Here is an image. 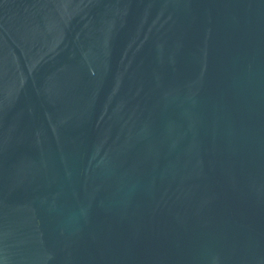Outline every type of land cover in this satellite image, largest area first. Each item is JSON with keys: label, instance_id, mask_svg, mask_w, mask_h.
I'll return each mask as SVG.
<instances>
[{"label": "water", "instance_id": "water-1", "mask_svg": "<svg viewBox=\"0 0 264 264\" xmlns=\"http://www.w3.org/2000/svg\"><path fill=\"white\" fill-rule=\"evenodd\" d=\"M0 264H264V0H0Z\"/></svg>", "mask_w": 264, "mask_h": 264}]
</instances>
